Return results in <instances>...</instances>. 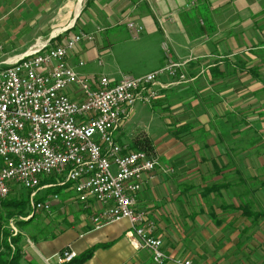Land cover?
<instances>
[{
  "label": "crops",
  "instance_id": "crops-1",
  "mask_svg": "<svg viewBox=\"0 0 264 264\" xmlns=\"http://www.w3.org/2000/svg\"><path fill=\"white\" fill-rule=\"evenodd\" d=\"M82 1L0 0V21L28 16L29 27L38 32L29 47L93 34L94 41L83 51L76 48L70 54L69 64L75 67L81 60L84 66L97 65L102 58V77L114 81L163 66V44L173 60L187 61V81L161 89L153 106L136 107L114 135L128 147L122 143L125 126L138 124L151 143L167 140L175 146L173 151L152 147L158 165L153 178L145 180L136 206L155 223L162 251L170 258L190 264H264V84L245 82L249 72L242 67L249 61L247 51L264 49V0H88L76 14ZM88 9L92 14L82 17ZM129 22L142 27L146 36L122 44L113 34H97ZM127 45L133 55L127 56ZM78 72L97 78L92 68ZM256 83L261 86L253 88ZM150 125L165 128V134H151ZM53 194L58 200L51 214H39L51 218L46 228L54 234L70 232L71 238L57 251L45 244L41 253L31 242L22 244L19 264H61L57 256L70 245L76 257L97 247L83 264H153L149 251L129 243L128 222L95 231L90 221L99 209L95 203L84 210L68 187L45 196ZM33 249L36 259L29 255Z\"/></svg>",
  "mask_w": 264,
  "mask_h": 264
},
{
  "label": "built area",
  "instance_id": "built-area-1",
  "mask_svg": "<svg viewBox=\"0 0 264 264\" xmlns=\"http://www.w3.org/2000/svg\"><path fill=\"white\" fill-rule=\"evenodd\" d=\"M126 27L133 39L143 30L133 22ZM84 41L92 43L94 35L79 33L0 60V200L19 189L27 195L29 216L50 215L58 196L45 193L68 187L84 210L89 202L99 207L90 217L93 230L126 221L132 248L149 251L153 264H190L163 253L155 223L136 206L157 156L114 138L135 107L150 106L161 89L187 81V61L173 60L163 44L164 65L151 73L118 81L87 77L78 72L84 62L69 64ZM75 257L70 247L57 256L61 264Z\"/></svg>",
  "mask_w": 264,
  "mask_h": 264
},
{
  "label": "rangeland",
  "instance_id": "rangeland-1",
  "mask_svg": "<svg viewBox=\"0 0 264 264\" xmlns=\"http://www.w3.org/2000/svg\"><path fill=\"white\" fill-rule=\"evenodd\" d=\"M87 1L88 0L82 1L81 9H80L81 11L86 6V4L89 3V2L87 3ZM89 14H92V10L88 9L86 12H84V15H82V17L88 18ZM13 18H11V19L9 18L8 20H5V21H0V44L3 47V52L0 55V60L6 59V58L14 59L15 57H19V56L24 55L30 49H33L32 47H29V45H31V43L34 41V37H35L36 33H38L35 31V28L31 29L29 27L28 16L27 17L23 16L22 18H17V19H19L18 21H15ZM14 22H16V23H14ZM23 23H24V26L21 25ZM91 26H93V24H91ZM80 29L81 28H77L78 31H80ZM98 30L99 29H97V31ZM97 34H102V35L106 34L107 37L112 36V34H113V37L118 38L120 41H122V44H124V43L129 44L131 42H134L137 39H142L143 37L146 36V34L144 33V30H142L141 33L139 34L138 38L133 39L125 24H123V25L118 24V27L115 30L110 29V30H106V32L101 31V32H97ZM65 37H68L67 33H65ZM86 43H88V42L84 41V42L80 43L79 45H77L76 48L83 51V47ZM127 46L129 48L127 50L124 49V51L126 50L125 52H126L127 56L133 55L134 50L132 51L130 45H127ZM249 49H251V48H249ZM128 50H131V51H128ZM160 52H161V58H163L162 57L163 50H161ZM170 53L172 54L171 51H170ZM230 53H231V51H230ZM232 53H234V52H232ZM261 53L263 54L262 56H260ZM82 54H83V52H82ZM253 55H255V56H253ZM246 56H247V59L249 61L244 62L242 64L243 65L242 67L244 69H246L250 74L247 73V75H246L247 77L245 79V82H252V81L256 82L257 81V82H261L264 84V76H261L264 73V49L258 48V51L257 50H251L249 52L247 51ZM257 59H260V61H258ZM116 60H117V64L119 65V67H124V64L122 63V62H124L123 60L118 59V58H116ZM103 61H105V60H103L102 58H99L96 61L97 65L96 64L95 65H91V64L88 65L85 63V66L82 68V70H88V69L92 68L93 71L95 72V76L97 78H100V77H102V75L106 74L104 71V68H102L101 66L98 65L99 62H103ZM233 65L235 67H237L238 63L235 62V63H233ZM240 66H241V64H240ZM227 67L229 69L233 68L231 65L226 66V68ZM235 82H236V80L233 79V82H231V83L234 84ZM246 86H248V85H246ZM259 86H261V85L256 83V84H254L253 88H258ZM257 92L258 91H255L254 93L252 92V94L249 95V97L253 98L254 94L255 93L257 94ZM247 94H246V96H247ZM261 102L264 103V97H263V100ZM153 103L149 107L153 106ZM141 107H148V106H141ZM137 108H140V107H137ZM129 116L130 115H128L127 118H129ZM154 116H155V118L157 117L156 115H154ZM250 116H252V114ZM127 118H126V120H127ZM126 120L123 121L120 130L122 129ZM128 120H127V122H128ZM137 126H138V124H127L125 126V133H124V135L122 134L124 137L123 138L124 142H122V143H124L125 145H128L129 150L137 149L134 147V142H135V139L137 137L139 138L141 135L142 136L145 135L147 137V135L144 132H142V129H138ZM149 128H150V133L154 134L156 136L159 135V138L162 137V135L165 134V132H166L165 128H162V127L159 128L160 129L159 130L158 127H155V126L152 127L150 125ZM249 135H251V134H249ZM147 138L149 139V137H147ZM157 139H158V137H157ZM149 141H150V139H149ZM160 141L162 142V140H160ZM166 141L167 140H163L164 144L161 142H157V143L153 144V143H151V141H150V143L155 150L157 149V146L159 147L161 145L160 147H162V149L165 150V147H170L173 151L175 149V146L173 144H170V142H166ZM14 193L15 194H12V195L19 197L18 195L20 193L22 194L23 192L19 189H15ZM9 212L10 211H8V210H4L3 208H0V217L3 220H7L6 231H8L10 233L12 238L18 237V239H20L18 245H13L10 240L8 241V243L10 245L11 252H14L16 249L20 250L22 244H23V246H26L27 244L30 246L31 245L30 242L34 244V247L37 249L38 253H41L40 249L45 244L48 245L49 249H52L53 251H57L58 248L64 242H67L71 238L70 232H68L67 234L65 233L66 231L62 232L61 234L60 233L54 234V231L51 229V227L46 228L44 226V224L46 225V223L51 221V218L48 216H44L41 214H38V215L35 214V215H32V217H30L29 220H26L25 219L26 217L9 218L8 217ZM27 213H28L27 216L31 215V211L28 208V206H27ZM19 222L24 223V224L23 225H16V223H19ZM45 236H47L48 239H46V238L44 240L41 239ZM25 242H27V243H25ZM65 246H67V244ZM46 247L47 246H44L43 249H45ZM70 249L73 251V247L71 245H70ZM29 255L32 259H36L35 256H38L37 252H35L34 249L30 250ZM30 257L26 256V259H30Z\"/></svg>",
  "mask_w": 264,
  "mask_h": 264
},
{
  "label": "trees",
  "instance_id": "trees-1",
  "mask_svg": "<svg viewBox=\"0 0 264 264\" xmlns=\"http://www.w3.org/2000/svg\"><path fill=\"white\" fill-rule=\"evenodd\" d=\"M134 147L147 153H153L152 145L145 135H141L139 138L137 137L135 139ZM11 195H9V198L0 200V208L10 211L8 213L9 218L27 217V195L24 193H20L18 195L19 197ZM6 223L7 220H3L0 217V264H19L21 260L20 250L16 249L14 252H11L8 241L10 240L13 245H18L20 239H18V237H11L10 233L6 231ZM23 224L24 223L21 222L16 223V225ZM96 249L97 247L95 246L64 264H83L91 258Z\"/></svg>",
  "mask_w": 264,
  "mask_h": 264
},
{
  "label": "bare ground",
  "instance_id": "bare-ground-1",
  "mask_svg": "<svg viewBox=\"0 0 264 264\" xmlns=\"http://www.w3.org/2000/svg\"><path fill=\"white\" fill-rule=\"evenodd\" d=\"M81 1H82V0H81ZM78 4H79V3H78ZM79 10H80V9H79V6H78L77 9H76V14L79 13ZM28 218H29V217H28ZM29 219H30V218H29ZM29 219H28V220H29Z\"/></svg>",
  "mask_w": 264,
  "mask_h": 264
}]
</instances>
